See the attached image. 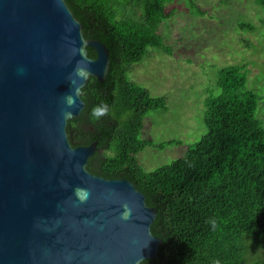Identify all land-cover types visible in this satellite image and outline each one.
<instances>
[{
	"label": "trees",
	"instance_id": "1",
	"mask_svg": "<svg viewBox=\"0 0 264 264\" xmlns=\"http://www.w3.org/2000/svg\"><path fill=\"white\" fill-rule=\"evenodd\" d=\"M175 0H66L81 21L86 39L102 42L109 52L104 81L90 77L82 88L85 103L67 124L73 147L97 142L89 172L108 179H128L156 210L151 232L159 237L157 255L140 264H264V127L256 117L259 96L241 91L247 80L239 67L221 68L218 94L205 104L206 134L186 153L153 171H144L137 155L146 147L163 149L139 138L151 110H166L164 96L130 81L127 74L148 48H162L159 29L173 16ZM188 7L202 15L193 0ZM264 11V0H253ZM88 54L96 52L88 47ZM106 101L110 112L95 121L94 106ZM215 219L212 230L207 223Z\"/></svg>",
	"mask_w": 264,
	"mask_h": 264
},
{
	"label": "water",
	"instance_id": "2",
	"mask_svg": "<svg viewBox=\"0 0 264 264\" xmlns=\"http://www.w3.org/2000/svg\"><path fill=\"white\" fill-rule=\"evenodd\" d=\"M109 63L66 0H0V264H140L157 255L156 210L144 194L88 171L97 142L69 141L82 91L73 116L61 114L77 65L91 72L73 77L82 89L90 77L104 81Z\"/></svg>",
	"mask_w": 264,
	"mask_h": 264
},
{
	"label": "rangeland",
	"instance_id": "3",
	"mask_svg": "<svg viewBox=\"0 0 264 264\" xmlns=\"http://www.w3.org/2000/svg\"><path fill=\"white\" fill-rule=\"evenodd\" d=\"M203 11L197 15L187 0L166 6L173 16L159 29L162 48H148L127 76L151 96H164L166 110L149 111L143 120L141 140L163 149L146 147L137 155L141 168L150 172L183 156L207 132L205 100L218 94V71L228 66L246 73L241 91L259 96L256 117L264 127V11L253 0H193Z\"/></svg>",
	"mask_w": 264,
	"mask_h": 264
},
{
	"label": "clouds",
	"instance_id": "4",
	"mask_svg": "<svg viewBox=\"0 0 264 264\" xmlns=\"http://www.w3.org/2000/svg\"><path fill=\"white\" fill-rule=\"evenodd\" d=\"M89 76H91V72L87 65H80L78 64L77 67L74 69V72L72 75L69 76V81L72 84L73 91L70 95H67L63 98V103L65 105V109L62 110V116L65 118L72 117L73 112L69 111L68 109H76L78 107L77 105V99L81 95V86L77 83V79H74L73 77H76L79 79V81L86 80ZM110 112L109 105L106 101H102L100 104L94 106L91 110V117L93 120L98 121L102 117L107 116ZM79 191V190H78ZM125 212L123 213L121 219H128L131 209H128L125 205ZM207 223L211 226L212 230H215L217 227V221L215 219H210L207 221ZM216 264H219L217 261Z\"/></svg>",
	"mask_w": 264,
	"mask_h": 264
}]
</instances>
